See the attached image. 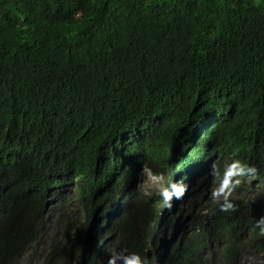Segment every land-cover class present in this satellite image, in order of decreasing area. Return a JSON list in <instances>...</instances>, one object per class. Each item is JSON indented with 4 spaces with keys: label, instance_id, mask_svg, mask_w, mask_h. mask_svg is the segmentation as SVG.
Masks as SVG:
<instances>
[{
    "label": "trees",
    "instance_id": "1",
    "mask_svg": "<svg viewBox=\"0 0 264 264\" xmlns=\"http://www.w3.org/2000/svg\"><path fill=\"white\" fill-rule=\"evenodd\" d=\"M140 138L156 173H168L167 144L173 177L226 141L264 161V0H0V264L31 250L22 217L62 172L80 194V172L111 149L135 161ZM138 226L122 227L109 264L156 243ZM221 228L218 240L198 229L164 264H238L252 243L264 252L237 241L227 217ZM69 235L43 264H80V233Z\"/></svg>",
    "mask_w": 264,
    "mask_h": 264
},
{
    "label": "clouds",
    "instance_id": "2",
    "mask_svg": "<svg viewBox=\"0 0 264 264\" xmlns=\"http://www.w3.org/2000/svg\"><path fill=\"white\" fill-rule=\"evenodd\" d=\"M157 114V126L167 128L172 115ZM139 143L143 149L135 161L111 149L100 157L93 170L80 172V194L73 185L76 175L62 172L59 184L32 204L22 217L33 227L36 239L24 257L32 264H43L52 243L68 231L71 238L80 233L83 247L80 264H94L90 260L95 256L96 264H109L107 249L117 243L120 230L134 216L138 219V228L149 229L157 241L144 258L131 254L125 257L124 264H164L165 255L180 251L186 237L198 229L209 227L212 237L218 240L222 217H227L237 237L245 235L238 240L241 243L251 238L249 233L258 231L264 237V161L261 158L257 156L256 164L243 159L226 141L207 154L198 166H188L173 177V171L170 174L167 166V144L160 145L168 170L164 174L154 172L149 165V150L144 146L147 139L140 138ZM150 176L156 180L151 181ZM43 243L46 247L36 260L35 247L40 249ZM251 245L256 244L248 245L256 250Z\"/></svg>",
    "mask_w": 264,
    "mask_h": 264
},
{
    "label": "rangeland",
    "instance_id": "3",
    "mask_svg": "<svg viewBox=\"0 0 264 264\" xmlns=\"http://www.w3.org/2000/svg\"><path fill=\"white\" fill-rule=\"evenodd\" d=\"M151 181L156 180L154 176H150ZM72 208L74 210L77 208L76 202L73 201L72 203ZM72 240L76 241L75 237H72ZM46 245L43 243L41 248L39 249L38 247H35V252H36V260L39 257V254L42 253L45 249ZM242 254L238 258V264H264V255L262 253L256 254L254 253L249 246L245 248H241ZM21 264H32L31 261L24 257L22 259ZM218 264H223L222 262L218 261Z\"/></svg>",
    "mask_w": 264,
    "mask_h": 264
},
{
    "label": "bare ground",
    "instance_id": "4",
    "mask_svg": "<svg viewBox=\"0 0 264 264\" xmlns=\"http://www.w3.org/2000/svg\"><path fill=\"white\" fill-rule=\"evenodd\" d=\"M183 218H184V217H183ZM184 220L187 221V220H186V217H185ZM187 222H188V221H187ZM189 222H190V220H189ZM259 234H260V233H259L258 231H257L256 234H255V233H249L248 237H251V238H250L249 240H246V241L243 242V243L249 242L250 240H255V241L257 240L256 243L262 245V244L264 243V237L260 236ZM256 236H257V237L259 236V238H256ZM243 237H245V235H241V236H239L238 239H237V241H238L239 239L243 238ZM97 249L99 250V252H102V251H101L102 249H99L98 246H97Z\"/></svg>",
    "mask_w": 264,
    "mask_h": 264
}]
</instances>
